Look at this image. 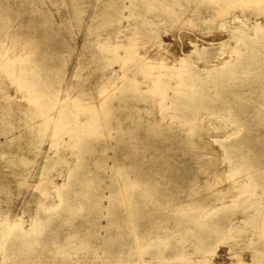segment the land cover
<instances>
[{
	"label": "rangeland",
	"instance_id": "374dc122",
	"mask_svg": "<svg viewBox=\"0 0 264 264\" xmlns=\"http://www.w3.org/2000/svg\"><path fill=\"white\" fill-rule=\"evenodd\" d=\"M108 1L0 0V224L25 233L0 235V264H264V14L122 0L102 27ZM119 81L146 100L122 106ZM60 98L69 116L46 131Z\"/></svg>",
	"mask_w": 264,
	"mask_h": 264
},
{
	"label": "bare ground",
	"instance_id": "6f19581e",
	"mask_svg": "<svg viewBox=\"0 0 264 264\" xmlns=\"http://www.w3.org/2000/svg\"><path fill=\"white\" fill-rule=\"evenodd\" d=\"M117 0H109L107 2V7L104 8V9H100L99 12L97 13V17L100 18L99 22H100V26H106V25H109L111 23H114V22H119L121 19H124L126 18L127 16H125L124 14V10H128L129 11V8L128 6H124V4H122V0H121V3L120 5L117 4L116 2ZM211 2V4H213L212 6H207V3H206V0H158V3L160 4V8L159 9H162L164 12H174L175 9L174 7L175 6H182V7H185V6H189V4H194V8L192 9L191 13H194L195 16H202L203 15V18L206 19V17H210V16H214V15H219L221 14L222 16L224 15H227L230 11V8H232L233 6L237 5V4H240V3H246V4H249L250 7H251V10L252 11H255L257 13L259 12H262L264 14V0H208ZM139 2V0H134L132 2V6L133 8L131 9V11H129L128 14H131V13H137V3ZM154 3V2H153ZM156 3V1H155ZM206 4V5H205ZM146 7V6H145ZM157 8V7H156ZM155 8V9H156ZM146 10V9H145ZM161 10V11H162ZM191 10V9H190ZM94 11H97V10H94ZM108 11V12H107ZM162 11V12H163ZM189 13V14H191ZM138 14V13H137ZM141 14V12H140ZM143 14V13H142ZM175 14V12H174ZM205 15V16H204ZM129 16V15H128ZM137 16V15H136ZM140 17V16H139ZM5 18L8 19V17L6 16ZM238 18V16L234 15L232 16L231 20L232 21H235L236 19ZM93 19V18H92ZM95 20H96V17H95ZM203 20V19H202ZM98 21V20H97ZM98 22V23H99ZM99 24H96L93 28H96L98 27ZM91 27V23L88 25V30L90 29H93ZM212 41H215V40H212ZM188 43L190 45H192V50H197V48H199V46H197L195 44V42L193 40H188ZM114 48L113 49H116L115 46H113ZM118 48V47H117ZM121 48V47H119ZM91 49V48H90ZM114 51V50H112ZM126 51V50H125ZM90 53V52H89ZM91 55V54H90ZM97 56V55H96ZM132 54H129V55H126V54H118L116 56H114V58H118L119 60L121 61H125L127 62L128 60H130ZM91 58V57H90ZM89 58V59H90ZM113 58V57H112ZM136 58L138 59H144L142 56H139V55H136ZM2 61V59L0 60V62ZM84 61V60H83ZM82 61V62H83ZM90 61V60H89ZM29 62V61H28ZM124 63H120L121 64V67H123L124 70H128V66L126 67L127 64ZM146 62V61H145ZM25 65H26V61L24 62ZM3 65V64H2ZM1 64H0V67H3ZM25 65H22L24 67H21L19 69V71L17 70V75L22 79V80H25L26 83H28V89L31 93L33 94H43L45 93V89H40V86H41V81H38L36 79L37 77V71H34L33 69H28ZM81 65V64H80ZM79 65V66H80ZM82 66V65H81ZM84 66V65H83ZM162 66L164 68H168L165 66V63L162 62ZM85 67V66H84ZM19 68V67H18ZM77 68L75 67V72H73V75L75 76L77 74ZM82 69V67H81ZM84 69V68H83ZM82 69V70H83ZM85 70V69H84ZM165 72L162 74L163 76L164 75H167L169 74V69H164ZM86 72V71H85ZM89 72V71H88ZM91 73V72H89ZM110 73V76H106V80L110 81L111 78L113 79L114 77H117L118 76V79L121 81L122 80V77L124 76V73L123 75H121L118 70L117 71H111L109 72ZM78 75V74H77ZM82 75V74H81ZM79 77V76H78ZM77 77V78H78ZM82 77V76H81ZM86 77V76H85ZM91 77V76H90ZM73 78V77H72ZM89 78V77H88ZM76 79V78H75ZM74 79V80H75ZM80 79V78H79ZM85 79V78H83ZM87 79V78H86ZM82 80V79H81ZM77 81V79H76ZM119 81V82H120ZM158 81V85L160 86H163L162 88H167V85H165L163 83V81L161 79H157ZM87 82V80H86ZM121 85H116V86H113V88L111 89V92H116L117 91L119 92V96L117 97V99L119 100V103L121 102L122 103V106H127L128 104H130V101H133V100H136V101H145L146 98L144 96L141 95L140 92H138L137 90L135 89H132L131 87L127 86V85H122V82H120ZM180 85V84H178ZM181 85L185 86V82H182ZM105 90H103L102 94L104 93ZM109 93V92H108ZM114 94V93H113ZM111 96L113 97V95L111 94ZM135 97V98H133ZM106 98V96H105ZM105 98H103L104 100H106ZM102 99V100H103ZM65 101V98H60L57 103L55 102L54 103V106L58 108V111H54L53 112V109H55L54 106H52V111H47V113L44 114V119H46L47 123L46 125H44L43 129L44 130H53V125L56 123H59L65 119H67V112L64 110L63 111V103ZM107 101V100H106ZM32 104L35 105L36 108H41L45 106V103L43 104H40L37 100H31ZM135 102V101H134ZM107 103V102H106ZM136 103V102H135ZM57 104V105H55ZM104 104V103H103ZM193 104H196V106H199L200 103L199 101H196V102H193ZM106 105V104H105ZM121 105V104H120ZM119 105V107H120ZM37 106H40V107H37ZM110 106V105H109ZM121 106V107H122ZM130 106V105H129ZM118 107V106H117ZM116 107L117 111H118V108ZM133 107V106H132ZM98 108V107H97ZM107 108V107H106ZM129 108V107H128ZM104 109V108H103ZM137 109V108H134V110ZM124 110H126L124 108ZM133 110V109H132ZM130 110V111H132ZM143 111L145 109H142ZM93 111V110H92ZM99 110H97L98 112ZM113 111V110H112ZM122 111V110H121ZM120 111V112H121ZM145 111H148V110H145ZM124 112V111H123ZM129 112V110L127 111ZM134 112V111H132ZM137 112L140 113V111L138 110ZM99 113V112H98ZM98 113H96L98 115ZM102 113V112H101ZM126 113V112H125ZM136 113V112H134ZM93 114V113H92ZM145 114V113H144ZM147 114V113H146ZM130 115V114H129ZM137 115V114H136ZM59 116V118H58ZM69 116V115H68ZM92 116V115H91ZM94 116V115H93ZM99 116V115H98ZM102 117V115H100ZM132 117V116H131ZM107 118V117H106ZM124 118V117H123ZM129 118V116H128ZM134 119V117H133ZM132 119V120H133ZM91 120H95L96 123L100 124V120L101 119H98V117H92ZM105 120V118H104ZM110 120V119H109ZM127 120V118H126ZM130 121V120H129ZM135 121L137 122V120L135 119ZM134 121V123H136ZM106 122V121H105ZM104 122V123H105ZM119 122H121L119 120ZM140 123V122H139ZM97 124V125H98ZM103 124V123H101ZM239 125V124H238ZM138 126V125H137ZM142 126V125H141ZM241 126V125H240ZM239 128V127H238ZM241 128V127H240ZM87 133V131H85ZM238 132V131H237ZM86 135V134H85ZM83 136H84V133H83ZM86 137V136H84ZM84 137L79 139L78 142L75 144V146L79 145L80 143L84 142ZM13 138V137H12ZM9 141V140H8ZM7 142V141H6ZM5 143V141H4ZM88 146V145H87ZM86 146V147H87ZM92 148V147H91ZM9 149V148H8ZM88 149V148H87ZM94 149V148H92ZM3 150V149H2ZM1 151V150H0ZM21 151V150H20ZM2 152V151H1ZM120 153V152H119ZM22 156V155H21ZM22 158V157H21ZM24 158V157H23ZM44 159V167L43 169L46 168L47 166V163H48V157H45L43 158ZM120 162V161H119ZM53 166V165H52ZM125 170L127 169L126 167L124 168ZM77 171V170H76ZM80 171V169H79ZM121 172V171H120ZM120 175V174H119ZM125 176V175H124ZM73 186V185H72ZM75 187V186H74ZM60 191V190H59ZM117 194H118V191L116 190ZM61 196L62 193L58 192ZM3 194V193H2ZM58 194V197H60ZM64 194V193H63ZM76 195V193H75ZM65 196V195H64ZM74 196V195H73ZM78 196V195H77ZM80 196V195H79ZM120 197V205H122L120 208H122V211H128L127 213H129V215L131 216H134L137 212H138V207L137 205L138 202L136 201V198L135 196L132 194L131 191H127L126 194L123 193ZM59 199V198H58ZM66 196L65 197H61L60 198V201L59 203H61L62 201H66ZM0 225H4L1 229H0V235L1 234H4V235H7V234H11V233H19V234H24L22 231H21V228H20V225H8L6 223L3 222V224H0ZM3 236V235H2ZM9 236V235H8ZM6 237V236H5ZM7 238V237H6Z\"/></svg>",
	"mask_w": 264,
	"mask_h": 264
}]
</instances>
